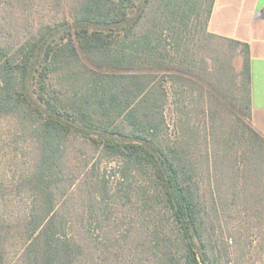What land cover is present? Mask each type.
Returning a JSON list of instances; mask_svg holds the SVG:
<instances>
[{"label":"trees","instance_id":"obj_1","mask_svg":"<svg viewBox=\"0 0 264 264\" xmlns=\"http://www.w3.org/2000/svg\"><path fill=\"white\" fill-rule=\"evenodd\" d=\"M76 1L69 20L41 27L21 45L0 44V119L16 121L31 142L28 170L14 188L0 189V264H84L87 250L72 232L71 213L80 221L87 213L101 225L105 190L98 194L97 184L84 175L75 186L80 205L73 210L66 205L74 182L67 143L73 139L121 159L120 177L128 191H135L146 208L157 206L170 217L183 252L177 256L171 239L153 232L154 238L139 240L137 247L150 263L222 264L214 234L218 204L197 179L194 156L201 147L192 137L193 149L190 143H161L158 128L173 95L154 83L151 73L163 72L171 87L186 88L174 90L183 100L172 102L181 105L183 121H190L184 113L189 105L197 108V118L205 116L203 95L194 94L192 86L199 85L198 33L207 31L214 0ZM229 43L243 49L239 107L249 119L248 49ZM249 140L242 143L245 155ZM235 157L237 183L231 189L246 184L255 171L251 161L242 167ZM139 175L148 179L151 191L135 186Z\"/></svg>","mask_w":264,"mask_h":264},{"label":"rangeland","instance_id":"obj_2","mask_svg":"<svg viewBox=\"0 0 264 264\" xmlns=\"http://www.w3.org/2000/svg\"><path fill=\"white\" fill-rule=\"evenodd\" d=\"M76 4V0H0V44L21 45L41 27L69 20ZM136 10L134 8L133 12ZM197 43L199 85L192 88L194 94L202 93L200 100L206 114L197 118V108L189 105L184 113L190 121H183L184 116L179 112L181 105L172 102L181 98L174 90L186 88L178 83L171 87L163 72L151 71L156 74L154 83H161L173 95L164 105L158 136L163 145L174 143L186 147L190 143L193 149L194 139L201 147L194 156L199 161L197 179L204 190L214 193L218 204V218L214 213L213 217L221 263L264 264V144L257 140L249 119L240 112L238 84L243 49L229 41L212 38L207 31L198 33ZM246 137L250 140L247 141L249 153L245 155L242 143H246ZM67 145L66 159L74 182L67 191L66 205L72 210L80 205L81 197L75 186L84 175L97 184L98 194L101 188L105 190L104 197H100L104 199L98 217L101 225L90 217L87 219V213L82 221L71 213L72 232L79 234L87 250L84 264H152L150 257L140 252L138 243L154 238L153 232H162V237L170 238L173 252L177 256L182 254V245L168 214L157 206L153 210L146 208L135 191H128V182L120 177L121 159L104 155L82 139L70 140ZM205 151L207 163L202 156ZM235 156L242 159L237 162L242 167L251 161L255 171L246 184L241 182L231 189V185L237 183L231 163ZM30 158L31 142L25 131L10 117L0 119V189L14 188L28 170ZM135 186L152 189L144 175L136 177ZM16 195L17 200L25 198L21 193Z\"/></svg>","mask_w":264,"mask_h":264},{"label":"crops","instance_id":"obj_3","mask_svg":"<svg viewBox=\"0 0 264 264\" xmlns=\"http://www.w3.org/2000/svg\"><path fill=\"white\" fill-rule=\"evenodd\" d=\"M207 32L247 47L249 122L264 139V0H214Z\"/></svg>","mask_w":264,"mask_h":264}]
</instances>
